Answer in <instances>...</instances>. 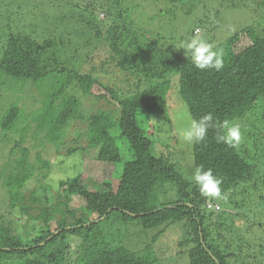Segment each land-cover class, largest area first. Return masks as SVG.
I'll return each mask as SVG.
<instances>
[{"label": "trees", "instance_id": "trees-1", "mask_svg": "<svg viewBox=\"0 0 264 264\" xmlns=\"http://www.w3.org/2000/svg\"><path fill=\"white\" fill-rule=\"evenodd\" d=\"M13 1L23 5L22 0ZM43 1L50 2L34 4ZM254 1L264 12V0ZM109 2L94 4L104 7ZM159 2L160 15L149 21L169 17L173 31L193 36L198 27L208 29L203 20L184 29L182 12L189 17L194 1ZM184 2L188 6L181 11L178 5ZM143 3L150 2L139 5ZM74 8L83 11H72L78 16L89 11L78 3ZM11 21L14 16H6L2 27L6 32L0 37L5 43L0 91L20 96L10 104L0 102V148L9 147L0 171L5 191L3 197L0 194V264H163L168 255L160 238L173 226L181 232L174 245L180 255H187L189 264H264V149L259 153L254 148L264 139L258 130L259 121L264 125V16L213 46L224 53L220 71L196 68L177 52L174 41L159 33L148 38L149 31L141 27L126 29L129 43L122 42L118 29L102 34V24L95 18L87 21L89 34H84L90 40L105 38L112 59L102 52L95 54L96 62L86 60L88 51L78 53L72 63L63 53L73 41L64 43V36L48 46L14 31ZM108 64L121 73V82L133 83L132 91L116 90L118 83L115 86L103 68ZM172 89L192 118L211 113L218 122L241 125L243 140L236 148L218 142L215 129L204 142L193 144L189 171L193 175L197 167L212 169L222 180L225 199L203 196L180 165L156 153L140 125L139 114L177 108ZM28 92L33 97L20 106ZM252 114L259 119L249 122ZM118 139L129 146L130 157L117 188L105 181L103 191L88 190L81 184L80 167L66 160L93 152L101 164L120 166L124 154ZM28 142L35 153L25 147ZM50 153L63 155L65 161L53 164ZM35 176L52 180L41 179L27 192V183ZM46 189L56 193L52 202L36 194ZM71 197L85 205L75 208ZM230 206L234 213H227Z\"/></svg>", "mask_w": 264, "mask_h": 264}, {"label": "rangeland", "instance_id": "rangeland-1", "mask_svg": "<svg viewBox=\"0 0 264 264\" xmlns=\"http://www.w3.org/2000/svg\"><path fill=\"white\" fill-rule=\"evenodd\" d=\"M36 1L39 0H22L23 5L21 6L14 5L16 2L13 0H7L6 3L0 2V37L6 32V30H4V32L2 31V27L6 23V16H14L15 21H11L14 31L27 34L38 42H46V44L48 43V46H52L53 41L64 38V36V43L67 44L73 41V45H65L67 53H63L64 60H69L72 63H75L78 53L84 54V52L88 51L89 55L85 54V57H87L86 60L94 58V62H96L95 54H100L102 52V56L106 57V59H112L113 54L111 53L109 46L106 44L105 38L90 40L87 34H84V32L88 33V31H86V24L91 18H95L96 22L102 24V34L105 33L107 35L108 30H113V32H115L118 29L119 34H122V42L124 43H129L128 41H130V37H128L125 33L126 29L134 28V26L148 30L150 33L147 36L148 38H155L157 37L156 34L159 33L166 36L167 41H174L177 47V52H179V54L183 57H185V55L184 50L180 48L181 43L193 38V35H187L189 32L184 34V31H173V28L169 25V17L157 18L154 21H149L151 16L153 17L154 15H157V13L160 15V13L157 12L160 6L159 0H110V2L104 7H100L98 3L94 4L100 0H50V2H41L39 6L34 4ZM101 1L106 2V0ZM143 1L150 3L148 5H146V3L139 5V3H142ZM192 1H194L192 14L189 17H186L185 13L182 12L184 14L182 25L185 24L184 29L189 31V29H193L198 26L197 24L200 20H203L208 29L204 28L202 30L198 27L196 33L194 34H198L212 46H216L219 42L231 38V36L239 29L252 25L264 16V12L259 11L256 1L253 3L252 0H246V3L244 0ZM76 3L79 4L81 10H83V8L89 9L87 12L84 11L85 16H78L75 15V13H72L74 10L83 12L74 8ZM237 3L238 5H235ZM31 5H35V8L31 7ZM90 5L91 7H89ZM93 6L99 8V10L92 11L90 8H93ZM186 6H188V2L178 5L181 11L186 10ZM194 8L196 9L193 11ZM124 24L126 27H123ZM173 24H176V21H174ZM119 43L121 42L119 41ZM4 47L5 43L0 42V56L3 54L2 52ZM91 48H96V50L91 53ZM50 49L53 48L50 47ZM86 60H84V63H82L81 66L86 63ZM94 66H99V64ZM103 68L106 69L105 74L108 75L111 82L115 86L118 83L116 90L119 93L124 90H133V87H131L134 86L133 83L127 85L119 80V78L123 79V76H120L121 73H119L117 69L109 66V64L104 65ZM86 69L87 67H85V70ZM101 76L104 77L106 75ZM173 91L174 90L172 89L171 92L173 93ZM10 95L11 93L9 90L5 92L0 91L1 105L10 104L15 100V96H20V94L13 96ZM172 95V100L179 102L177 108H169L166 112L167 114L158 113L150 116L146 113H142L139 114L137 118L140 125L144 127L149 136L152 138L156 153L164 154L171 162L180 165L183 172L186 173V175L184 173V176L191 179V176L193 175L191 173L192 171H189V166L193 165L191 161V158L193 157V144H188L182 138L183 129L187 126L189 122L188 118L191 115L188 108L183 104V102H181L179 93L178 99L177 95L174 93ZM31 97H33V93H23L19 103L20 106H23L22 104ZM87 102L88 105L92 104L89 100L86 101V103ZM254 119L256 121L259 119L256 114L250 115L248 121H254ZM259 123L260 127L258 125V130H260V132H262L261 134L264 135V125H261V121H259ZM117 141L121 153L124 154V161L120 164V166L107 167L101 164L94 159L93 152L88 155L77 156L75 159L69 158L67 159L68 161L66 160V164L71 162V165L76 164V166L78 165V167H80L78 169L81 170L82 174L81 184L88 188V190L103 191L104 188L102 183L105 181L111 182L114 189L117 188L119 178L121 176V170H123V164L130 157L129 146L125 143V141L123 139H118ZM24 145L29 148L32 153H35L33 143L28 142ZM8 148L9 147H5L4 149H2V147L0 148V171L7 162V156L9 154ZM254 148L261 153L264 149V139L262 140V143L257 142V146ZM47 156H49L48 159H50L53 164L59 163L65 159V157L61 154L50 153ZM62 167L64 168V165ZM53 176L57 178V176ZM41 179L42 178H39V176H35V179L27 183L25 190L28 192L33 189L36 186V183ZM50 179L52 180L51 176ZM50 179L47 181L49 182ZM42 180H44V183H47L44 178ZM49 187L50 186H48V188ZM0 194L2 197L5 194L4 188L1 184ZM36 194L48 203L52 202L55 197L54 195H56V193L52 192V189H46L45 191L41 190ZM255 195L258 197L259 191L255 193ZM236 196L237 194L235 197ZM71 200V205L75 208H81L85 205V203L79 199L71 197ZM231 208L232 206L227 207V213H234ZM248 209H251V207H247V210ZM245 228L246 226L243 225L242 230ZM168 229L167 233L160 238L161 249L166 250L168 255L167 259H164L163 264H189L187 255H180L179 249L174 245V243H177L179 240L178 233L181 232L174 226ZM160 242L158 243V246H160ZM227 242L230 243V239H228Z\"/></svg>", "mask_w": 264, "mask_h": 264}, {"label": "clouds", "instance_id": "clouds-1", "mask_svg": "<svg viewBox=\"0 0 264 264\" xmlns=\"http://www.w3.org/2000/svg\"><path fill=\"white\" fill-rule=\"evenodd\" d=\"M180 48L184 50V55L190 58L198 69L220 71L224 67L223 51L213 50V46L198 34L181 43ZM188 120L189 122L182 132V138L188 144L204 142L210 129L216 130L218 142L229 147L236 148L242 143L243 133L240 124H234L229 120L218 122L211 113L203 115L200 119L189 116ZM192 179L203 196L218 199L226 198L221 191L222 180L213 174L212 169L204 170L202 166L197 167Z\"/></svg>", "mask_w": 264, "mask_h": 264}]
</instances>
